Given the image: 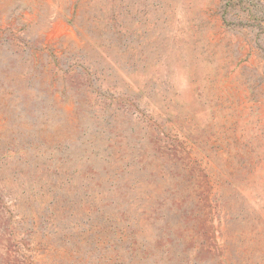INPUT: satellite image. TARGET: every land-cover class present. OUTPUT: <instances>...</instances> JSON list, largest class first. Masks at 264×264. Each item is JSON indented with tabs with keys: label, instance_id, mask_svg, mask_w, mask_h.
Listing matches in <instances>:
<instances>
[{
	"label": "rangeland",
	"instance_id": "rangeland-1",
	"mask_svg": "<svg viewBox=\"0 0 264 264\" xmlns=\"http://www.w3.org/2000/svg\"><path fill=\"white\" fill-rule=\"evenodd\" d=\"M0 264H264V0H0Z\"/></svg>",
	"mask_w": 264,
	"mask_h": 264
}]
</instances>
